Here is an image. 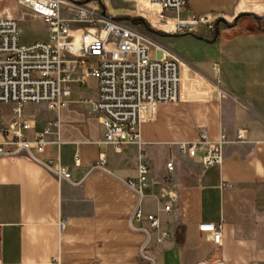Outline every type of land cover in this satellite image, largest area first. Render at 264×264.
Here are the masks:
<instances>
[{"label": "crops", "instance_id": "1", "mask_svg": "<svg viewBox=\"0 0 264 264\" xmlns=\"http://www.w3.org/2000/svg\"><path fill=\"white\" fill-rule=\"evenodd\" d=\"M190 15L215 20L218 32L197 26L161 43L180 59L182 101L158 105L155 120L141 125V145L117 150L105 142V127L84 104L98 93L95 79L74 85L58 111L25 107L27 141L53 121L58 127L44 154L33 150L36 160L25 152L0 156L1 264H264V0H189L187 12L170 13L167 22ZM15 120L5 104L0 128ZM241 130L246 140L238 142ZM203 131L209 141L226 136L221 166L206 168L202 152L181 153ZM140 156L150 169L144 214H158L161 191L178 195L170 213L158 214L168 239L158 243L144 223L143 253L148 235L132 226L139 197L127 185H139ZM48 160L67 168L70 180L60 181L43 165ZM203 223L222 226L221 245L199 231Z\"/></svg>", "mask_w": 264, "mask_h": 264}, {"label": "built area", "instance_id": "2", "mask_svg": "<svg viewBox=\"0 0 264 264\" xmlns=\"http://www.w3.org/2000/svg\"><path fill=\"white\" fill-rule=\"evenodd\" d=\"M0 0V113L5 104L13 106L16 120L10 129L0 128V156L25 152L36 160L38 154L46 152V137L58 122H51L34 141H27L22 130L32 129L29 121L23 120L25 107L30 104H46L58 111L65 107L74 85H87L95 79L98 93L85 99L92 115H98L106 129L107 144L117 150L136 144L141 145V125L155 120L158 105L182 101L181 62L151 32L142 30L134 21L146 19V11L140 5L153 6L159 21L170 13L187 12L189 0H121L134 7L136 15L117 18L107 10L109 0H15L33 19L43 22L48 29V39L30 44L21 42L20 22L23 17L5 14ZM134 18V19H133ZM151 24V23H150ZM197 26L218 32L215 20L205 16L190 15L174 21V32L184 34ZM158 53L163 56L160 58ZM214 70L219 71L218 64ZM246 140L245 131H238L237 141ZM226 136L209 141L206 131L200 139L180 145L181 153L195 158L203 153L202 164L206 167L221 166L224 161ZM78 163V161H77ZM106 163L99 160V166ZM60 181H69L67 168L54 160L43 162ZM169 173L174 170L172 162L167 164ZM139 185L129 181L127 185L139 197V204L132 215L134 229L147 233L146 247L150 241V230L157 233V242L169 238L161 229L159 212L170 213L178 200L171 191L156 195L161 205L158 214L145 215L140 201L143 190L148 187L149 166L140 156ZM223 188L232 187L223 184ZM65 224H61V229ZM201 233L211 236L215 245L222 242V226L214 223L199 225ZM1 264V263H0Z\"/></svg>", "mask_w": 264, "mask_h": 264}, {"label": "rangeland", "instance_id": "3", "mask_svg": "<svg viewBox=\"0 0 264 264\" xmlns=\"http://www.w3.org/2000/svg\"><path fill=\"white\" fill-rule=\"evenodd\" d=\"M105 6L111 15L117 18H130V16L134 17L136 15L134 7L131 4L121 0H109L105 3ZM1 8L5 14L11 15L13 17H23L22 21L20 22L21 42L23 44H30L36 41L48 39V29L46 25L43 22L33 19L30 15H28L26 10L21 8L15 0H3L1 3ZM139 9L143 10L142 8ZM155 23L157 27L150 24V22L148 23L147 20L143 18V23L136 24L140 29L153 33L157 38V41L162 44L167 45L168 42L179 41L175 38L167 37L174 33L173 21L168 23L167 19H165ZM168 24L170 25L168 26ZM91 84L92 83L90 81L89 85Z\"/></svg>", "mask_w": 264, "mask_h": 264}, {"label": "bare ground", "instance_id": "4", "mask_svg": "<svg viewBox=\"0 0 264 264\" xmlns=\"http://www.w3.org/2000/svg\"><path fill=\"white\" fill-rule=\"evenodd\" d=\"M139 8H142L143 11H146V13H148V14H145L147 19H148V21L153 26L157 27L155 22H157L159 20V18H158V15L156 13L155 8L153 6H151V5H149V4H144V5L142 4V5H140Z\"/></svg>", "mask_w": 264, "mask_h": 264}, {"label": "trees", "instance_id": "5", "mask_svg": "<svg viewBox=\"0 0 264 264\" xmlns=\"http://www.w3.org/2000/svg\"><path fill=\"white\" fill-rule=\"evenodd\" d=\"M137 24H141V23H143V20L142 19H135L134 20Z\"/></svg>", "mask_w": 264, "mask_h": 264}, {"label": "water", "instance_id": "6", "mask_svg": "<svg viewBox=\"0 0 264 264\" xmlns=\"http://www.w3.org/2000/svg\"><path fill=\"white\" fill-rule=\"evenodd\" d=\"M158 56H159L160 58H162L163 55H162L161 53H158Z\"/></svg>", "mask_w": 264, "mask_h": 264}]
</instances>
